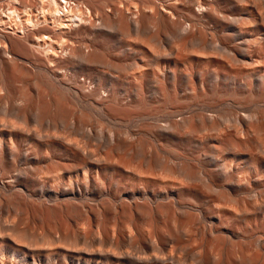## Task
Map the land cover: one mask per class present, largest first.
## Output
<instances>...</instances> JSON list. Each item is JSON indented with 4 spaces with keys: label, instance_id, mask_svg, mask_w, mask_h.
Returning <instances> with one entry per match:
<instances>
[{
    "label": "bare ground",
    "instance_id": "bare-ground-1",
    "mask_svg": "<svg viewBox=\"0 0 264 264\" xmlns=\"http://www.w3.org/2000/svg\"><path fill=\"white\" fill-rule=\"evenodd\" d=\"M0 264H264V0H0Z\"/></svg>",
    "mask_w": 264,
    "mask_h": 264
}]
</instances>
